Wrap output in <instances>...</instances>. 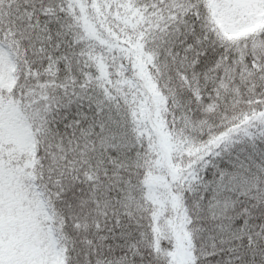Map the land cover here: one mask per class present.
<instances>
[{"label": "snow or ice", "instance_id": "6c2138e0", "mask_svg": "<svg viewBox=\"0 0 264 264\" xmlns=\"http://www.w3.org/2000/svg\"><path fill=\"white\" fill-rule=\"evenodd\" d=\"M0 264H264V0H0Z\"/></svg>", "mask_w": 264, "mask_h": 264}]
</instances>
